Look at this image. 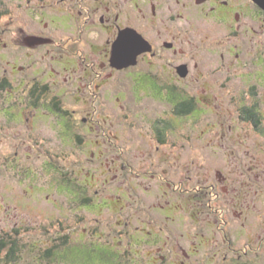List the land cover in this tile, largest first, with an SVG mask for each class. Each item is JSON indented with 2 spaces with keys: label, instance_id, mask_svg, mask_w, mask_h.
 Segmentation results:
<instances>
[{
  "label": "rangeland",
  "instance_id": "rangeland-1",
  "mask_svg": "<svg viewBox=\"0 0 264 264\" xmlns=\"http://www.w3.org/2000/svg\"><path fill=\"white\" fill-rule=\"evenodd\" d=\"M18 6L19 2L8 5V0H0V83H6L5 78L10 82L3 89L0 87V232L8 231L17 239L20 234L22 240L33 245L42 243L41 248L50 247L62 219L63 235L70 237L71 246H76L73 258L66 260L83 258L86 264H112L114 261L107 262L99 254L109 247L102 243L110 241L120 253H132L133 248H127L130 238L123 234V229H127L124 214H135L137 207L136 210L152 207L162 194L157 183L170 179L190 190L168 188L165 199L180 203L182 193L192 197L188 202L192 205L183 215L174 208L168 211L174 215L173 264H233L234 258L235 264H264V79L254 76L260 70L254 64L260 47L251 41L253 33L234 39L245 42L242 63L228 64L233 58L228 54V46H220V51L227 53V59L222 60L199 40L196 46L185 43V48L197 52L202 66V71L191 78L174 75L173 65L181 61L179 58L159 62L163 66L158 76L160 82H170L177 93L194 96L197 102L195 114L180 119L174 112V103L157 96L161 94L158 86H149L150 76L134 75L132 79L128 73H120L105 85L93 82L85 72V60L74 51L71 53L67 42H62L64 49L58 47L50 52L46 50L48 46L44 52L21 48L14 65L27 68L15 67L14 71L8 63L6 43L10 36L8 28L20 30V22L15 19L12 24L5 13L13 8L20 13ZM201 29L203 38L209 37L216 43L229 37L223 27L203 25ZM69 32L74 33L75 29ZM88 33L98 34L96 30ZM97 40L91 37L77 41L86 45H82V54L88 55L90 62L99 57ZM70 45L74 47L75 43ZM63 51L67 54L63 55ZM68 57L73 69L78 66L81 72L75 88H68L63 77L54 71H64L62 63L67 64L64 60ZM34 76L50 87L40 105L27 93ZM52 95L75 115V134L70 139L62 138L55 118L58 116L49 111H53L52 100L48 101ZM253 105L261 116L259 127L241 116L242 108ZM27 117L44 119L35 124V129ZM160 117L169 118L173 124L172 131L162 135L167 142L162 145L152 122ZM31 126L35 131H31ZM28 128L33 136H28ZM29 139L38 141L39 148L27 143ZM61 166L66 170L74 166L78 179L73 177L78 183L87 184L90 191L86 193L95 200L89 205L91 208H85L78 199L73 204L69 191L58 187L59 180L69 176L60 175ZM27 168L31 170L30 179L23 175ZM221 172L227 177L225 184L229 190L218 186L213 195L220 190L218 200L208 204L212 196L208 190L219 180ZM198 186L200 190L196 189ZM73 193L78 195L79 190L74 189ZM55 201L59 210L53 207ZM71 206L74 212L70 211ZM195 210L202 215L194 217ZM63 215H70L73 221L71 234L67 233L69 221ZM136 220L132 216L130 226L137 225ZM200 229H204L208 239L216 237L215 241L204 244L199 239ZM227 232L236 251L224 240ZM250 242L252 249L248 248L246 255L244 249L251 246ZM92 243L95 244L91 247L82 245ZM28 250L14 262L0 258V264H55L52 255L44 254V261L38 262L35 248ZM127 257L123 256L121 262Z\"/></svg>",
  "mask_w": 264,
  "mask_h": 264
},
{
  "label": "flooded vegetation",
  "instance_id": "flooded-vegetation-1",
  "mask_svg": "<svg viewBox=\"0 0 264 264\" xmlns=\"http://www.w3.org/2000/svg\"><path fill=\"white\" fill-rule=\"evenodd\" d=\"M12 2H19L17 9L20 10V13H16L13 11L15 8L11 10L7 9L5 13L12 24L15 22V19L20 22V30L17 29V27H15V29L11 27L8 28L10 36L8 38L9 41L6 43V47L10 57L8 63L12 65V68H27V66L24 67V65H14L16 53L21 48L25 47V49H35L39 52H44V47L48 46L46 50L50 52L54 48H63L64 45L62 42H67L69 43L67 47L68 50L71 53L74 51L73 53L80 55L83 61L85 60L87 64L85 65V72L88 73V78L93 82H101L102 85H105L109 79H113L120 73H128L129 77L132 79L134 75L150 76L152 80L149 82V86L152 87L156 85L161 91V94L157 96L163 97V99L169 102H173V95L171 92L174 89H172V84L169 82V84L163 85L158 78L163 72L160 69V67L163 66L159 62H164L169 57H171L173 62L177 57L181 61L173 65L174 75L177 76V78L181 77V79L191 78L194 73L202 71V66L198 61L197 52H191L185 48V43L196 46L198 43L197 40H199V42H203V46L209 49V52L216 53L222 60L227 59V53L224 50L220 51V46H228V54L233 57L228 64H235V62L242 63L244 61L243 52L245 49V42H237L234 41V39L241 37L242 34L252 32L253 38L251 41L257 47H260V50L256 52L257 61L254 62V64L260 66V70H258L259 73L257 74L256 72L254 76L258 80L264 79L262 76V71L264 69V7L256 0H8V5H10V3L12 4ZM203 25L213 26L214 28H225L229 36L228 39L216 43L214 40H210L209 37L203 38L201 29ZM72 29H75L74 33L69 32L72 31ZM91 30H96L97 33L100 32L97 35H92V33H88ZM66 31L67 33H64ZM122 32L128 35H130L129 33L131 32L136 40L144 42L147 46V50L140 52L135 64L125 67L118 66L113 59L115 43L120 38ZM91 37H93V40L98 39L96 44L99 42L100 45L99 57L92 62L88 59V55L82 54V50L84 49L82 45L84 47H86V45L82 44L83 41L77 42L78 40H91ZM73 43H75L74 47L70 45ZM63 52V55L67 54L66 51ZM26 53L27 56H30L28 52ZM75 54H73V56ZM245 56L246 55H244V57ZM64 61L67 63H62L64 65L63 68H65L64 71L54 70L55 74L63 77L68 88H75L76 79L81 76L80 69L78 66L73 69L69 57ZM31 63L37 62L32 61ZM73 63H75V61H73ZM182 65H186V76L180 74L179 67ZM33 66L36 67L35 65ZM5 80L6 84L10 85V82H8L6 78ZM40 81L41 80L37 76H34L27 91L32 101L38 105L44 102L45 95L48 93V90H50L48 83H41ZM152 81L153 84L150 85ZM144 83L146 82L144 81ZM148 89L151 90L152 88ZM177 94L178 97L181 98L180 102H188L191 100L194 102L195 106H197L194 96L186 95L185 93L179 94L176 91V95ZM50 100H52L51 105L53 111L51 109L49 111L58 116L55 118H57V125L62 129V138L66 139V137H68L70 139L71 136L75 134V115L70 112L69 109L64 108L62 106L63 102L57 100L53 95L49 97L48 101ZM175 100L177 101V99ZM195 112L196 108L192 113L186 115L176 114V116L180 119H184L185 117L183 116L194 115ZM12 116H14V114ZM14 119L16 120V117ZM43 119L44 117H27V121L31 122L30 125H33L35 129H37L38 126H35V124H39ZM152 122H154V128L160 139V144L167 143L166 138L162 135L172 131V121L167 117H160L158 119L155 118V120L153 119ZM34 127H30L31 131H35ZM26 132L28 136L32 134L29 128ZM34 135L37 136L38 132ZM26 142L30 145L32 144L31 146L33 148H39L40 146V143L35 141V139H29L26 140ZM160 144L158 146H161ZM68 168L69 169L66 170L61 166V170L59 171L60 175L68 173L69 176L67 179L59 180L58 187H61L62 191H69V194L73 197L70 202L73 204L77 202L78 199L85 208H91L89 205L95 200L92 199L90 194L86 193L90 191L89 187L86 188L87 184L82 185L76 181L77 174L75 173L74 166ZM29 171L31 170L27 168L25 173H23L24 176L27 175V179L29 178ZM222 175L221 172L219 180L217 179L214 181L211 184V188L208 190L209 194L212 195L210 196V200L207 201L208 204L213 200L217 201V197L220 196V190L213 196L215 192L214 189L220 185L225 187L224 189H228L225 184L227 182V177ZM159 181H165L163 184H160V182L157 183L162 190V194L160 195L161 199L158 198V200L152 204V207L150 206L147 208L143 206V208L136 210L137 207L135 209V214H132L133 211H127L126 215L124 214L127 218V220L124 221L127 229H123V234L127 233L130 238L127 248H133L132 253L130 251L120 253L117 247H114L110 241H107L102 244H106L109 247L99 253L104 260L107 262L114 261L112 264H173V255L171 252L173 246L171 221L174 215L171 216L168 211L169 208H174L176 209V213L183 215V213L187 211L188 206L192 205L188 203L192 197L182 193V201H180V203L165 199L166 193L170 188H173V190L175 189L174 191L178 190L182 192H188L190 189L184 187L183 183L177 185L176 182L170 179H160ZM65 185L68 186V190ZM74 189L79 190L78 195L73 193ZM196 189L200 190L199 186ZM4 196L6 197L5 194ZM2 197L3 196H0V202H3ZM33 197L35 198V196ZM36 201L38 202L39 200ZM55 203L56 206L53 204V207L59 210L60 206H58L57 201H55ZM107 206L108 205H104L103 207ZM198 206L202 207L203 205ZM73 210V206H71L70 211ZM148 210L149 212L147 213ZM193 214H195L194 217L202 215L201 211L198 212L196 210ZM155 215L159 216L157 217ZM132 216H136L137 225L130 226L131 222H133L131 221ZM64 217L69 221L67 233L71 234L73 221H70V215ZM61 220H57L59 229L57 230L58 235L56 236L55 242L50 247L45 248H41L42 243L33 245L31 241L22 240L20 234L19 239H17L8 231L0 232V258L8 262L17 261L18 258L20 259V255L26 254L29 251L28 249L32 247L35 248L37 252L38 262L39 260L44 261L45 255H52L53 257L51 260L55 264H64V262L69 264H86V262L82 260L83 258H79L78 260L81 259L80 261L74 259L73 261L66 260L67 258H73L74 247L76 246H71L70 237L63 235L65 232L64 230L61 231L63 227ZM200 228H202V226ZM223 229L228 231L226 227ZM16 233L19 232L16 231ZM198 233L199 239H201L204 244L207 241H211V239L212 242L215 241L216 237L208 239L204 229H200ZM204 237H206L207 240H205ZM224 240L227 244L230 243L231 249L234 251L237 250L232 244L228 232L225 234ZM94 244L95 243L82 245L91 247ZM144 245H147V247H144ZM217 246L219 247V244H217ZM248 248L251 250L252 244L247 248L245 247L244 250L246 255L250 252ZM125 255H128V257L124 259V262H121L123 261L121 260L122 257ZM91 256L90 254L87 260L90 261ZM225 260H227V257ZM233 261V264H235L237 260L234 258ZM205 264H224V262L213 261L209 263L205 262ZM246 264L250 263L246 262Z\"/></svg>",
  "mask_w": 264,
  "mask_h": 264
},
{
  "label": "water",
  "instance_id": "water-1",
  "mask_svg": "<svg viewBox=\"0 0 264 264\" xmlns=\"http://www.w3.org/2000/svg\"><path fill=\"white\" fill-rule=\"evenodd\" d=\"M256 1L264 7V0ZM129 34L130 35L122 32L120 38L115 43L113 59L120 67L135 64L140 52H142L143 50H147V46L144 44V42L136 40L131 32ZM179 71L182 76H186V65L180 66Z\"/></svg>",
  "mask_w": 264,
  "mask_h": 264
},
{
  "label": "trees",
  "instance_id": "trees-1",
  "mask_svg": "<svg viewBox=\"0 0 264 264\" xmlns=\"http://www.w3.org/2000/svg\"><path fill=\"white\" fill-rule=\"evenodd\" d=\"M5 84L6 83H0V87L3 89ZM172 93L174 94L172 96V98H173V102H174V106H175L174 111L176 112V114L186 115V114L192 113L195 110L196 106H195L193 101L190 100L188 102L187 101H181L180 102L181 98L178 97V94L176 95V91L172 90ZM175 99H177V101ZM241 116L243 119L245 118L249 121H252V123L254 125H256L257 127H259L261 124V118H260L261 116H260L259 111L257 110L255 105H253L251 107L242 108ZM11 260H13V259H11Z\"/></svg>",
  "mask_w": 264,
  "mask_h": 264
}]
</instances>
